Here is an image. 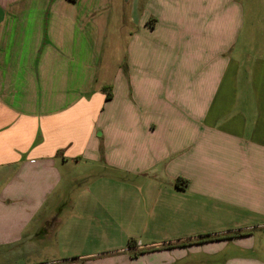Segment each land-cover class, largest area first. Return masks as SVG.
<instances>
[{
  "label": "crops",
  "instance_id": "0c3cea01",
  "mask_svg": "<svg viewBox=\"0 0 264 264\" xmlns=\"http://www.w3.org/2000/svg\"><path fill=\"white\" fill-rule=\"evenodd\" d=\"M243 15L242 0H0V250L264 264V41Z\"/></svg>",
  "mask_w": 264,
  "mask_h": 264
},
{
  "label": "rangeland",
  "instance_id": "374dc122",
  "mask_svg": "<svg viewBox=\"0 0 264 264\" xmlns=\"http://www.w3.org/2000/svg\"><path fill=\"white\" fill-rule=\"evenodd\" d=\"M242 3L245 8L243 18L246 21V27H254V31L257 33L259 39L264 41V0H242ZM106 92H109V90ZM33 256L26 252L21 256L17 255L15 258L12 249L6 248L0 250V264H16L17 262L26 264L27 262H31Z\"/></svg>",
  "mask_w": 264,
  "mask_h": 264
},
{
  "label": "trees",
  "instance_id": "16d2710c",
  "mask_svg": "<svg viewBox=\"0 0 264 264\" xmlns=\"http://www.w3.org/2000/svg\"><path fill=\"white\" fill-rule=\"evenodd\" d=\"M71 1H74V0H71ZM110 95H111L110 92H106V98H109ZM179 181H180V179H177L176 184L179 183ZM202 239H204V238H202ZM130 244H131V242H130Z\"/></svg>",
  "mask_w": 264,
  "mask_h": 264
}]
</instances>
